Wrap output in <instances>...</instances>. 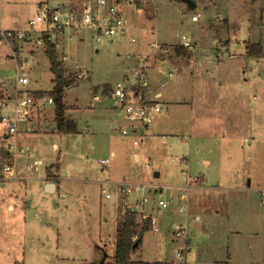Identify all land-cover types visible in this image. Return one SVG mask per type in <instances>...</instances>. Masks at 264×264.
<instances>
[{
    "label": "rangeland",
    "instance_id": "rangeland-1",
    "mask_svg": "<svg viewBox=\"0 0 264 264\" xmlns=\"http://www.w3.org/2000/svg\"><path fill=\"white\" fill-rule=\"evenodd\" d=\"M62 1L0 0L2 25L14 31H41L45 24L38 23L33 29L29 20ZM71 1L77 5L79 0ZM194 1L197 7L192 10L183 0H156L128 7L130 11L125 7L136 27L126 36L97 42L89 31L80 30L84 40L73 36L72 41L58 46V60L63 53L69 57V61H61L68 82L64 103L76 132L60 133L54 122V104L44 102L45 108L34 112L37 131L18 137L29 157L20 155L17 175L27 183L0 187V264H98L104 254H114L117 226L133 207L155 222L132 255L136 260L264 264V204L260 202V190L264 189V58L247 59L244 76L242 67H233L245 63L226 60L227 49L222 63L196 62L194 72L186 75L188 79L178 81L170 64L162 68L164 73H174L172 78L160 76L166 84L164 109L157 123L155 115L147 138L137 145L132 134L120 133L122 122L106 98L112 87L127 85L123 78L134 73L142 57L139 53L153 56L156 49L147 44L169 43L154 52L160 65L165 58L178 59L172 46L181 42L182 36L190 38V51L200 61L212 54L211 45L223 48L228 38L234 43L252 39L264 45V0ZM130 35L137 41L131 42ZM232 50L243 52L234 45ZM186 56L180 60L189 61L190 54ZM16 62L22 65L19 70ZM71 64H78L85 77L78 79L79 72L73 71ZM229 71L230 78L221 84ZM18 73L28 75L30 83L25 89L45 91L38 95L46 96L55 76L45 47L25 42L10 48L0 41V79L13 89ZM95 94L100 101L95 100ZM6 133L5 123L0 122L2 170L9 163ZM135 153L140 154L139 160ZM104 158H111L109 168L98 163ZM52 165L58 176L57 190L48 195L40 178ZM118 182L146 185L147 201L141 205L142 196L137 194L134 198L130 195L128 204L123 203ZM7 191L26 192L28 205L19 207ZM183 193H187L188 207L181 212ZM160 199L168 208L158 205ZM10 201L17 206L15 210L7 207ZM176 225L186 227V239L173 236ZM252 227L259 231L257 236L249 234ZM179 250L184 252L178 255Z\"/></svg>",
    "mask_w": 264,
    "mask_h": 264
},
{
    "label": "built area",
    "instance_id": "built-area-1",
    "mask_svg": "<svg viewBox=\"0 0 264 264\" xmlns=\"http://www.w3.org/2000/svg\"><path fill=\"white\" fill-rule=\"evenodd\" d=\"M154 1L156 0H81L79 8H65L59 5L51 10H41L35 19L29 20V25L33 29L38 23L45 24V28L41 31H14L4 28L0 9V41L10 48L17 44L31 42L32 40L38 46L45 47L42 38L43 33H48L51 39V36L56 33L64 34L65 32L87 30L97 42H102V40L113 42L116 37H124L134 28L125 12V7L143 5ZM192 19L197 20L198 18L193 16ZM130 40L131 42H135L136 37L130 35ZM154 46L156 49L164 47L163 44L158 43H155ZM172 47L190 50L193 47V43L190 38L182 36L181 42L174 44ZM66 58L67 55L63 56L62 59L66 60ZM20 66L22 65L17 63L18 70ZM77 72H79L77 75L78 79H82L86 75V72L82 69ZM134 72V80L130 81L127 79V82L124 81L127 85L113 87L110 95L106 96V98L110 101L109 107L118 113V119L122 122L119 125L121 126L119 129L120 133L122 135L132 134L134 136L133 143L137 145L147 136V130L154 121V116L162 110V107L158 101L159 97L152 90L145 68L141 66ZM29 83L30 80L26 73L17 74L13 89H11L12 86L10 84L0 79V111L2 112L0 121L5 123L7 127V138L10 139L9 150L14 162L18 159L19 154L18 137L23 133L31 130L34 131L33 117L36 115L34 112L45 108L44 102L54 104L52 98H40L41 96L38 95V91L25 89ZM4 112L8 114H3ZM111 161V158H104L98 160V163L104 169L110 167ZM4 171L8 177L14 176V169L12 167L7 166L4 168ZM115 184L118 187V192L123 203L128 204L130 195L134 198L137 194L142 196L141 205L147 201L145 193L148 187L146 185L139 186L138 184H134V182H118ZM105 185H109V182H106ZM188 188L189 186L186 187L187 190ZM101 191L105 193L106 198L111 197L106 192V188H102ZM181 199L185 203L180 206V211L184 212L188 206L187 193H183ZM260 202L264 204V189L260 190ZM158 205L161 208H168V203L164 199H160ZM129 209L137 212L141 221L150 218L154 226L155 222L152 217L142 211H136L135 207ZM154 230L156 231L157 228ZM172 233L177 239L187 238L185 226L176 225ZM182 252L184 251L179 250L177 254L181 255Z\"/></svg>",
    "mask_w": 264,
    "mask_h": 264
},
{
    "label": "crops",
    "instance_id": "crops-1",
    "mask_svg": "<svg viewBox=\"0 0 264 264\" xmlns=\"http://www.w3.org/2000/svg\"><path fill=\"white\" fill-rule=\"evenodd\" d=\"M78 3H77V5H75V2L74 1H71V0H63L61 3H59V4H57L56 6H50V7H47V9L46 10H51V9H53V8H56L57 6H59V5H61V6H63V7H65V8H69V7H71V8H79L80 7V4H81V0H79V1H77ZM1 7V6H0ZM128 7H131V6H127V8ZM125 9V11H126V8H124ZM46 10H43V11H46ZM128 11H130L129 10V8L127 9ZM262 14V13H261ZM264 14V13H263ZM264 16V15H263ZM198 20V19H197ZM196 21V20H195ZM133 24H134V22H133ZM5 28V27H4ZM136 28V27H135ZM134 28V29H135ZM133 29V30H134ZM13 30V29H12ZM79 33H81L80 31L78 32V31H73V32H65L64 34H59L58 35V33H56V34H53L52 36H51V40H52V42L55 44V46H56V50H58V46H62L63 44H64V42H69V41H72V37L73 36H79ZM133 36V35H132ZM37 37V36H36ZM135 37V36H134ZM79 39L80 40H84V36H79ZM136 41H137V39H136ZM135 41V42H136ZM248 42H255V40H253L252 41V39H249V40H245L244 41V43L243 44H241V43H239L238 41L237 42H235L234 43V41L231 39V38H228V39H225V43H226V45L223 47V48H220L219 46L218 47H215L216 45L215 44H213V45H211V48H212V54H208L207 55V57L205 58V59H202V61H200V59H197V56L196 55H194L190 50H187V49H184V48H179V49H182V50H184V51H186L188 54H190V59H189V61L188 60H180V58L182 57H187L186 55H183V54H179L178 52H177V50H176V48H174L175 49V56H177L178 57V59H175L174 61L173 60H170V59H167V58H165L164 60L165 61H163L162 63L163 64H159V63H157V59H155V57H154V52L155 53H158V50L159 49H156V47L154 46V44H147V45H151V46H153L156 50H154V52H153V56H152V53H148V52H146L145 54H143V53H139V55L140 56H142L141 57V60L140 61H138L137 60V63H136V65H135V69H134V71L137 69L138 70V68L139 67H144L145 68V70H146V73H147V76H148V78H149V81H150V85H151V87H152V90H154L153 92H155L156 94H157V96L159 97V103L161 104V107H162V110L164 109V102H163V97H164V91H163V89L165 88V83L161 80V78H160V76L161 75H163L164 77H168V78H172V75L174 76V73H172V71H170V72H168V73H164L163 72V70H162V68H164L165 66H167V65H171V66H173L174 67V69L176 70V72H177V78L179 79L178 81H180V79H188V77L186 76L187 75V73H189V72H194V67H195V64H196V62H203V63H207L208 65H215V64H218V63H222V62H224L225 60H223V50L224 49H227L228 50V52H229V55L227 56V58H226V60H228V61H230V60H241L242 62H243V64L245 63V66H239L238 65V63H235L234 64V67L233 68H240V67H242V68H240V69H242L243 70V76L244 75H246L247 73H245V71H246V68H247V63H246V61H247V59H250V60H255V61H258L259 59H253V58H249V57H247V55H246V45H247V43ZM256 42H259V41H256ZM25 43V42H24ZM31 43L36 47V48H40V47H42V46H38L35 42H34V40H32L31 41ZM57 43H58V45H57ZM180 42H178V43H174V44H179ZM158 44H163V45H168L169 43H159L158 42ZM173 44V45H174ZM233 45L237 48V49H243V52L241 53V54H236V52H233V50H232V47H233ZM263 45V44H262ZM150 46V47H151ZM141 48H144V47H141ZM263 48H264V45H263ZM163 52V51H162ZM67 55V53L65 54V53H63V55H62V57H61V60L60 61H62L63 63L64 62H67V61H69V57H68V55H67V58H66V60H63L62 58H63V56H66ZM139 56V57H140ZM264 58V57H263ZM262 59V58H261ZM167 61V62H166ZM72 65V64H71ZM141 65V66H140ZM73 67H72V69H73V71H78V70H81V67L78 65V64H74V65H72ZM237 69L235 70V71H237ZM133 71V72H134ZM135 73V72H134ZM134 73H132V76L131 77H128V76H125L124 78H123V82L125 81V82H127V79H129L130 81H132V80H134ZM224 74H226V76H224V79L220 82L221 84H224V83H226V81H225V78H226V80H228L229 78H230V71L229 72H226V73H224ZM233 74H236L235 72L233 73ZM214 78H216V77H214ZM249 79V78H248ZM221 80V79H220ZM124 82V83H125ZM187 83L188 84H190L189 83V80L187 81ZM192 86H193V84H191ZM66 86V85H65ZM222 86V85H221ZM53 87H54V84H53V86H52V88L50 89V90H48V91H46V93L47 92H51L52 90H53ZM113 88V87H112ZM36 91H38V93H43V92H45V91H42V90H36ZM40 96V95H39ZM43 97H40V98H45V97H47V96H44V95H42ZM94 98H95V100L96 101H100V97H99V94H95V96H94ZM179 102H182V101H179ZM53 104V103H52ZM162 110L159 112V113H157L156 114V118H157V120H156V123H157V121H158V119H159V116H160V114H161V112H162ZM249 112V111H248ZM2 114V112L0 111V115ZM155 117V116H154ZM1 122V121H0ZM54 122H55V119H54ZM56 123V122H55ZM153 124H154V121L152 122ZM152 123H151V125L149 126V129L151 128V127H154V125H152ZM57 124V123H56ZM156 128H158V124L155 126ZM56 129H57V125H56ZM34 131H37V130H34ZM5 137V139H7V140H10V139H8L7 138V136H8V134L6 133L5 135H4ZM148 136H149V134H148ZM147 137H145V139H146ZM144 140V139H143ZM18 159L14 162V160H13V158L11 157V154H10V152L8 153V161H9V163H8V165L7 166H10V167H12L13 169H14V176L13 177H8V176H6V174H5V171H4V168H3V170L1 169V167H0V187L1 188H7V185L9 184V183H14L15 182V184L17 183V182H21V181H25V183H27V180H25V179H19L18 178V172H19V169H17V166H16V164H17V162H19L20 161V155H23L24 157H26V158H28L29 157V151L27 150V149H25V148H23V147H20L19 146V144H18ZM22 149H23V151H22ZM27 153V155H25ZM115 155H116V151L115 150H112L111 151V156L112 157H115ZM135 157H136V159L137 160H139V158H140V154L139 153H135ZM39 161H41V160H38L37 161V164L38 165H41L42 164V161H41V163H39ZM206 162H208V161H206ZM6 166V167H7ZM53 167H54V165H52L50 168H48L47 170H46V176H44V177H41V175H40V180H43V182H41V188H42V190L46 193V194H48V195H51V194H53V193H55L56 192V190H57V181H58V179H57V177L58 176H56V174L55 173H53L54 172V170H53ZM197 180V179H196ZM202 180V179H201ZM202 183H203V180H202ZM27 186H28V184H26ZM39 187V186H38ZM8 193H11L10 195H11V199H15V201H16V203L18 204V206L19 207H26V205H28V203L27 202H29V200H25V198H29V195L26 193V192H23V194L21 195V194H17L16 192H9V191H7ZM4 194V193H3ZM4 197H7L5 194H4ZM2 201V199H1V197H0V202ZM122 205H123V203H122ZM7 207H9V209H11V210H15L16 209V205H14V204H12V202L10 201V203H8L7 204ZM122 207V206H121ZM123 207H124V205H123ZM188 207V206H187ZM246 212H250V211H246ZM117 229H118V226H117ZM117 229H116V231H117ZM258 229V228H257ZM249 234L251 235V234H253V235H258L259 234V231L258 230H256V227H252L249 231Z\"/></svg>",
    "mask_w": 264,
    "mask_h": 264
},
{
    "label": "trees",
    "instance_id": "trees-1",
    "mask_svg": "<svg viewBox=\"0 0 264 264\" xmlns=\"http://www.w3.org/2000/svg\"><path fill=\"white\" fill-rule=\"evenodd\" d=\"M42 38L45 43V54L50 62V69L54 74L53 90L46 94L54 102V119L57 123V130L60 133H75L76 124L66 115L67 107L64 103V87L66 79L63 64L57 58L56 46L50 39L48 33H43ZM179 54L186 55L187 52L176 48ZM246 55L249 58L261 59L264 57V48L261 42H248L246 45ZM45 96V95H44ZM153 228L150 218L140 220L137 212L127 209L124 217L117 229L116 244L114 254L110 257L104 254L103 259L98 264H161L158 262H147L136 260L132 255L141 246L143 236ZM110 259V260H109Z\"/></svg>",
    "mask_w": 264,
    "mask_h": 264
},
{
    "label": "water",
    "instance_id": "water-1",
    "mask_svg": "<svg viewBox=\"0 0 264 264\" xmlns=\"http://www.w3.org/2000/svg\"><path fill=\"white\" fill-rule=\"evenodd\" d=\"M183 1L186 2L188 8L191 10L197 7V4L194 0H183ZM66 85H68V82H66Z\"/></svg>",
    "mask_w": 264,
    "mask_h": 264
},
{
    "label": "bare ground",
    "instance_id": "bare-ground-1",
    "mask_svg": "<svg viewBox=\"0 0 264 264\" xmlns=\"http://www.w3.org/2000/svg\"><path fill=\"white\" fill-rule=\"evenodd\" d=\"M157 231V230H156Z\"/></svg>",
    "mask_w": 264,
    "mask_h": 264
}]
</instances>
